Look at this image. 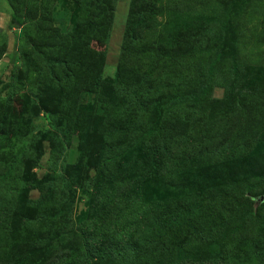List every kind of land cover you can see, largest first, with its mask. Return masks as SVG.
Here are the masks:
<instances>
[{
  "label": "trees",
  "instance_id": "trees-1",
  "mask_svg": "<svg viewBox=\"0 0 264 264\" xmlns=\"http://www.w3.org/2000/svg\"><path fill=\"white\" fill-rule=\"evenodd\" d=\"M27 2L8 0L13 22ZM30 2L39 16L20 30L31 47L26 69L12 73L0 97V264H264V170L255 168L264 137L251 102L264 104V85H228L238 101L208 106L214 83L238 68L241 51L225 59L220 49L240 41L227 37L240 25L231 14L249 21L250 5L129 0L110 82L91 41H108L116 0H70L64 28L53 19L55 0ZM136 56L145 63L140 76ZM23 95L34 106L16 112ZM98 102L108 104L105 115L95 114ZM39 107L45 137L31 131ZM75 134L78 156L67 164L68 149L55 145ZM42 141L51 149L37 179ZM78 191L102 213L84 211L75 223Z\"/></svg>",
  "mask_w": 264,
  "mask_h": 264
},
{
  "label": "rangeland",
  "instance_id": "rangeland-1",
  "mask_svg": "<svg viewBox=\"0 0 264 264\" xmlns=\"http://www.w3.org/2000/svg\"><path fill=\"white\" fill-rule=\"evenodd\" d=\"M204 4L207 3L206 9L209 8V6H214V0H202ZM237 1L238 0H232ZM244 1L245 3L249 4L250 7H247L244 10V14L246 15L247 20H240L238 19V15L233 13L232 16H235L236 18H231L234 20V22L240 24V25H232V27H235L232 33L228 31L227 37L236 39L239 38L240 41H246L244 46H240V41L234 42L230 47V42L227 43V40L225 44H222L220 47L222 51V56L226 57L229 55L231 58H235L238 56L239 52L241 51V54H239V64L237 70H232V72H228V74H231V77L226 79L224 82H218L214 83L213 89H212V99L208 102V106L214 107V102L217 100L220 102L221 105L224 103H231L235 104V101H238V98H234V96L230 95L231 88L229 86H239L240 88H250L253 85L255 87H260L264 85V0H241V2ZM39 2V1H38ZM38 2H27L21 9L20 12H18V20L20 22H13L12 21V8L10 4L8 3V0H0V33L4 36L5 39V50L0 55V97H5L8 95L7 92V83L9 81V77L12 75V73L15 70H24L23 62H24V52L30 53L31 47L26 46L22 38L20 37V30L22 28V25H25L31 21H34L39 16V5ZM213 2V4H210ZM53 7L54 9H57L55 12H53V19L56 24H61L62 28L66 27L69 22V16L72 13L73 7L71 5L70 0H55ZM128 7H129V0H116V6H115V12H114V18L112 22L111 29L109 31L108 35V41L106 43H101L97 41H91V46L95 51H97L103 58L102 65L100 66V72L102 75V78L105 81H113V78H115V75L118 70L119 65V56H120V50L122 46L123 41V35H124V29H125V22L127 18L128 13ZM212 13V11H211ZM55 14V15H54ZM214 15V14H212ZM210 16V15H208ZM204 18L203 16H200V20ZM165 21L164 16H158L157 17V24H161ZM175 22V21H174ZM242 39V40H241ZM137 59H134L136 61L135 67L139 64L137 68V74L140 76L142 74L143 69L145 68L144 61H141L138 56H136ZM228 59V57H226ZM225 58V59H226ZM231 71V70H230ZM228 74H221L222 78L225 77ZM224 83V84H223ZM229 85V86H228ZM253 86V87H254ZM261 88V87H260ZM262 96H264V92H262ZM243 99L245 97L243 96ZM91 99L89 97H83L82 103L83 105L90 104ZM249 101H246L244 104H246ZM252 107H253V113H254V124L262 126V134L264 137V104L261 102H256L253 99H251ZM28 99H25V95L22 96V99H19L16 101V112L21 111L23 109H31L34 105L31 104L28 106ZM237 103V102H236ZM250 103V102H249ZM35 104V102H34ZM28 106V107H27ZM108 104L105 102H98L95 106V114L96 115H105L107 113ZM24 114V112L22 113ZM21 114V115H22ZM32 116V128L31 131L34 132H41L39 135L42 136L45 133L43 130H47L49 128L48 120L46 119L45 115L41 111V107H39L38 112L31 113ZM43 137V138H44ZM56 141V140H55ZM42 150H43V156L41 158V167L35 168L33 172L36 175V178L39 179L41 176L47 171L48 163H49V152H50V144L48 141H42ZM63 143L57 142L55 146L62 149H68L66 152V163L67 164H73L75 163L77 156H78V135H74L72 137V140L69 145L63 146ZM5 149V148H4ZM260 165H262L263 168L261 170H264V151L262 152V162L257 161V164H255L256 170L260 168ZM229 166V165H228ZM238 171H242L241 167L237 169ZM260 170V169H259ZM39 195L38 191H32L31 197H37ZM188 195V194H187ZM88 196H83V194L78 191L73 213L71 215L72 220H74L75 223L79 222L81 216L83 215L84 211L91 213H102L99 210V207H96L94 210L89 207L87 204ZM253 199V205L258 206L263 200V196H258ZM120 208L122 212L126 211L127 208V201H121L120 202ZM115 210H118V206H115ZM153 216V215H152ZM152 216L148 219V221H152ZM147 217V216H144ZM143 217V218H144ZM142 218V219H143ZM51 230V229H50ZM140 232V231H139ZM53 259V258H52ZM20 263L21 260L17 259ZM15 264L14 261L11 260H4L1 262V264ZM19 263V264H20Z\"/></svg>",
  "mask_w": 264,
  "mask_h": 264
}]
</instances>
